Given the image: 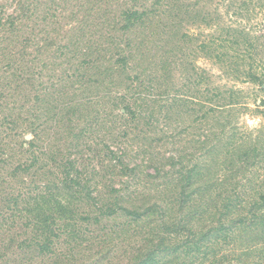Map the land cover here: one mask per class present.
<instances>
[{
  "label": "trees",
  "instance_id": "16d2710c",
  "mask_svg": "<svg viewBox=\"0 0 264 264\" xmlns=\"http://www.w3.org/2000/svg\"><path fill=\"white\" fill-rule=\"evenodd\" d=\"M86 1L65 0L79 20L67 41L36 42L30 57L25 46L18 57L0 47V165L11 180H0V264H85L75 251L89 243L99 249L88 256L93 264L115 232L117 245L131 247L124 264H264V123L256 133L240 126L248 112L264 121V95L252 110L250 92L215 85L187 55L158 50L167 27L178 51L190 45L264 94V33L224 20L230 9L242 19L251 8L263 12L264 0H212V14L203 0H164L162 10L128 5L113 26L92 23L111 0ZM80 11L89 13L79 19ZM21 14L0 15V33H15ZM201 26L216 31L208 39L190 32ZM39 56L52 59L53 71L40 68L53 73L52 87L36 93L31 117L17 118L23 111L10 106L4 80L36 81ZM173 120L196 130L192 151L167 152L157 138ZM20 128L33 138L19 142Z\"/></svg>",
  "mask_w": 264,
  "mask_h": 264
},
{
  "label": "rangeland",
  "instance_id": "374dc122",
  "mask_svg": "<svg viewBox=\"0 0 264 264\" xmlns=\"http://www.w3.org/2000/svg\"><path fill=\"white\" fill-rule=\"evenodd\" d=\"M185 4L193 5L196 4L198 0H184ZM201 1V0H200ZM217 1V0H215ZM159 2H161L159 4ZM206 6L209 13H214L216 9V4L212 0H203L202 1ZM84 3H86L87 6L89 4L86 0H84ZM159 4V5H158ZM128 5H137L139 7L144 6H151L155 5V7H158L160 10L163 9V5H165L164 0H111L107 2V10L106 13L103 12V17L101 19H97L98 21H93L92 23L95 26H101L100 24H104L106 21L104 20L107 18L109 20L108 23L113 26V19L121 12V10L128 6ZM74 4H66L65 0H0V15H12L15 12L19 13L24 12L25 15L21 16L24 18L23 21L20 24H17V29L15 33H12V27H7V29L0 33V39H1V52H4L5 54H18L23 51V47H26V53L27 57L32 56V54H35L36 50V42H44V39L48 38L49 40L53 41V36L57 40H68L69 36L74 34V30H70L71 27L76 26L79 23V20H77L73 14L77 12L76 8H73ZM251 8V7H250ZM227 5L221 7V14L226 11ZM228 15L224 17L225 21H228V23H232L233 25H236L238 22L242 21L245 25L248 24L247 28L252 30L254 32H257V34H260V31L264 33V11L260 12L258 11L259 8L257 7L256 11H253V8L249 10L248 13L244 14V19L238 15V13L235 12L234 9H230ZM92 12V11H90ZM3 13V14H1ZM89 12L80 11L78 14H80L79 19L83 18V14H88ZM49 14V18L47 22L42 23L41 19L44 18ZM93 14L96 17L95 12ZM31 18V19H30ZM251 18V20H250ZM187 19V18H186ZM249 19V22L247 21ZM31 20V21H30ZM76 20V21H74ZM77 23V24H76ZM186 24V23H184ZM54 26V29H53ZM41 30H44L41 32ZM203 31V32H201ZM215 27L213 29H206L204 30L201 26L200 28L192 27L190 29V32H192L194 35H197L198 37L201 36L202 39H205L206 36L210 33H214ZM252 31V32H253ZM70 32V34H69ZM161 32L164 33L163 38L165 41L160 42V51H163V54L166 52L169 54L170 58H174L175 56L181 57L182 55H187L189 58L195 62V65L201 69H204L208 71L213 76V81L215 85H221L224 87H233L236 90H242L245 93L250 92V94L253 97H249L248 99H245L246 104L249 105V107L252 110H255L256 103L261 102V97L264 95L263 93H259L257 90L258 88L253 87L251 84L248 83H241L240 81L234 80L233 78L228 77V75L222 73L221 69L218 65L213 64L211 61L207 60L206 58H199V55L194 51V49L190 48L192 46L187 45L183 48V50L178 51L174 46V40L171 37L173 36V31L169 30L167 27H162ZM49 33V34H48ZM158 33L160 34V31L158 30ZM96 38H99L101 36V31L96 34ZM181 35V33H180ZM138 40L142 38L141 33L135 35ZM156 39L159 38V36L156 35ZM208 39V38H206ZM34 42V43H33ZM34 44V45H32ZM194 48V47H193ZM53 53V48L49 50V52L45 55L51 56ZM190 55V56H189ZM17 57L19 56L16 55ZM46 56H39L38 60V68L35 69V76L38 77L36 81L34 82H24L25 76L23 78H16L14 76H11L9 79L4 80V88L8 90V94L10 95V106L18 105L19 108L17 112L23 111V116H21L19 113H17V118H29L31 117L30 110L34 108L33 102L35 101V98L37 97L36 93L40 94L39 90H44L46 87L51 88L50 84L48 83V78L50 76H53V73L49 70L52 67V64H48L52 62L51 57H48L45 60ZM47 63L49 66V69L41 70L43 64ZM8 60L4 63L7 64ZM41 70V71H40ZM53 71V68H51ZM183 71V69L176 71L174 73L177 77L180 76V73ZM31 72V71H30ZM37 72L42 73V76H39ZM50 72V73H48ZM25 73V72H24ZM23 74V71H22ZM28 75V74H27ZM2 75L0 74V79ZM31 77V76H30ZM27 77V78H30ZM53 78V77H51ZM24 79V81H23ZM180 81V80H179ZM52 90L47 89L45 92H49ZM42 95V93H41ZM41 99L44 98L43 96L40 97ZM50 99V98H49ZM51 100V99H50ZM34 110V109H33ZM53 118V113L50 115ZM185 123H187L186 119H182ZM264 121L261 116H256L251 114V112L246 113L245 115H242L240 117V126L244 127V131L251 133L254 131L255 133L260 128L261 125H263ZM186 125V124H185ZM182 123L177 122L176 120L170 121L167 125L163 124L159 127L157 138H161V140L166 141L165 150L167 152H171L174 154H179L182 150L186 149L189 151H192L193 149L190 148L191 146V140L193 138V134H195L196 130L194 129H188V131H184V128L186 127ZM142 130V129H140ZM187 130V129H186ZM21 134H25L22 137L18 138L19 142L26 140H31L33 138V135L31 133L26 132L24 129H17ZM138 131V130H137ZM181 131H184V133H181ZM106 132H108L106 130ZM139 132V131H138ZM98 133V132H97ZM101 134V133H100ZM153 134V133H152ZM99 135V134H98ZM168 137L164 138L163 136ZM30 136V138H27ZM153 136V135H152ZM137 142H135V146H137ZM27 146V144H26ZM40 146H43V143H40ZM104 160V156L101 157V161ZM9 167H6L4 165H0V180H5L4 178H7V180H10L6 175H8ZM46 175H41L40 177H45ZM106 171L101 172V181L104 183H109V178H106ZM103 176V177H102ZM113 181L117 182L118 179L115 178ZM257 181V180H255ZM14 183V182H13ZM17 183V182H15ZM254 184V183H251ZM30 186H27V191H30ZM120 227H116L115 230L119 231ZM116 240L114 243H110L108 240L104 245H101L103 247V256L104 260L99 262H93V264H124L126 261V253H128L131 249L129 245H117L121 242L119 233L115 232ZM105 238L104 234H99L97 239L102 242ZM117 245V246H116ZM98 248L92 246L89 243L88 247H85L84 249H78L76 252V258L79 262V259L84 258L85 264H91L88 263L91 261L88 256L94 255L97 256ZM62 252H67V249H62ZM95 260V259H94ZM53 260H46L45 262L39 261V264H52ZM37 264V262L35 263Z\"/></svg>",
  "mask_w": 264,
  "mask_h": 264
},
{
  "label": "water",
  "instance_id": "95a60500",
  "mask_svg": "<svg viewBox=\"0 0 264 264\" xmlns=\"http://www.w3.org/2000/svg\"><path fill=\"white\" fill-rule=\"evenodd\" d=\"M27 138H30V136H28Z\"/></svg>",
  "mask_w": 264,
  "mask_h": 264
}]
</instances>
